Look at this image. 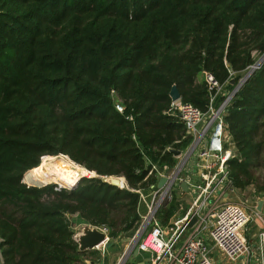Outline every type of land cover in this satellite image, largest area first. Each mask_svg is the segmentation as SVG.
Listing matches in <instances>:
<instances>
[{
    "label": "trees",
    "instance_id": "16d2710c",
    "mask_svg": "<svg viewBox=\"0 0 264 264\" xmlns=\"http://www.w3.org/2000/svg\"><path fill=\"white\" fill-rule=\"evenodd\" d=\"M262 54L264 0H0L4 264H77L87 252L71 214L105 226L111 239L134 236L135 189L158 182L153 164L178 162L168 147L184 152L192 142L169 111L172 86L205 111L204 72L233 90ZM236 92L225 115L236 150L229 167L235 187L245 188L264 162V64ZM50 159L80 175L68 184L52 177L43 169ZM31 171L69 186L85 177L69 189L31 180ZM94 171L126 185L86 176ZM258 189L264 194V182ZM178 203L160 208L163 224Z\"/></svg>",
    "mask_w": 264,
    "mask_h": 264
},
{
    "label": "built area",
    "instance_id": "2783aa9c",
    "mask_svg": "<svg viewBox=\"0 0 264 264\" xmlns=\"http://www.w3.org/2000/svg\"><path fill=\"white\" fill-rule=\"evenodd\" d=\"M262 57L264 54L259 59ZM262 64L264 59L258 68ZM204 73L210 93L208 108L203 111L181 98L172 100L169 109L184 122L192 142L174 166L163 167V173L158 171V164H153L149 169V174L157 172L158 181L163 175L168 177L162 188L157 186V182L148 189H135L140 193L141 223L137 233L130 237L126 252L114 264H214L216 250L227 262L243 261L248 256L246 264H249L251 256L255 254L256 263L264 264V226L256 250L249 242L246 228L255 216L264 222V212L256 208L260 198L255 200L254 209L229 199L236 190L229 167V160L236 156V150L225 115L245 75L233 90H227V83L221 84L213 73ZM116 107L121 112L124 110L119 101ZM196 152L195 162L188 167L190 158ZM182 182L187 183L186 191L180 186ZM173 187L181 191V197L188 190H193L192 202L186 211H180L181 206L178 207L169 221L163 224L158 213L160 208L174 199ZM217 193L218 197L213 199ZM193 216L197 220L188 225ZM92 226L104 232L106 240L91 249L106 252L111 240L110 232L105 226ZM142 227V236L137 240ZM135 247L139 250L138 255L134 254L138 261L129 263ZM0 264H4L1 251Z\"/></svg>",
    "mask_w": 264,
    "mask_h": 264
},
{
    "label": "rangeland",
    "instance_id": "374dc122",
    "mask_svg": "<svg viewBox=\"0 0 264 264\" xmlns=\"http://www.w3.org/2000/svg\"><path fill=\"white\" fill-rule=\"evenodd\" d=\"M57 155L61 156L60 154H57ZM196 157H197V152L194 154V156L190 158L188 167L195 162ZM43 169L47 174L51 175L52 177H55L56 179H63L67 184L70 183V181L76 179L80 175V172H81V169L78 167L69 165L65 163L64 161L53 160V159H51L50 161H47L43 165ZM257 169H258L257 172L259 175V180H255L253 183L247 185L245 188L236 187L235 192L231 194V197L229 199H231L232 201L245 203V206H248V208H252L254 206L255 200L257 198L264 199V194L260 191V189H258V185H261L262 182H264V162ZM32 172L33 171H31V174H30L31 180L38 181V182H47L50 184L55 183L58 185V187L63 186V187L69 188L71 186V185L70 186L62 185L60 183L61 181H58V180L55 181L51 179L50 181H47V180L43 181L37 178L36 176L32 175ZM86 176H92V174H89ZM172 191H173L174 199H176L177 202H179L178 207L180 208L181 206L179 210L186 211V209L190 206L192 202V195L194 193L193 190H188L186 194L182 195V197H181V191H179L177 187H173ZM216 197H218V193L213 197V199ZM249 210L252 213H254L251 209ZM183 213L184 212H181V214ZM263 217H264V213H263ZM262 226H264V222L258 216H255L253 219L249 221L246 227L248 228V234L250 236V243L255 250L258 248L257 246L259 243V234L263 230ZM123 239L124 238L111 239L105 249L106 252L99 251L96 249L86 250L85 252L87 253L82 256V258L80 259V261H78L77 264H94V262L95 264L96 263L97 264L99 263L100 264H114L123 255L122 250L127 245L126 241ZM247 257L248 256L244 257L243 261L239 260L236 262H229V261L227 262L224 258L222 260V256L220 252L216 250V252H214L213 260H214V264H246ZM256 259H257L256 255L253 254L251 256V261L249 264H257ZM87 260L89 261V263L86 262ZM136 260L137 259L135 258L134 253L131 252L129 263L135 262Z\"/></svg>",
    "mask_w": 264,
    "mask_h": 264
},
{
    "label": "water",
    "instance_id": "95a60500",
    "mask_svg": "<svg viewBox=\"0 0 264 264\" xmlns=\"http://www.w3.org/2000/svg\"><path fill=\"white\" fill-rule=\"evenodd\" d=\"M263 59H264V57H262L261 59L257 60L255 62V64H253L249 68V70L245 74L244 81H246L248 79V77H250L254 73L256 68H258V66L262 63ZM231 81L234 82L235 79H232ZM169 94L171 95V98H172L173 101L182 98V94L180 93V91H179V89H178V87L176 85L172 86ZM168 150L173 152L176 157H180V156L183 155V152L180 149H177V148H174V147H168ZM66 156H68V155H66ZM158 171L163 173V168L160 167L158 169ZM94 173H95V175H92V176L100 177L104 182H108V183L114 184V185L119 186L121 188L125 187V184H126L125 177L116 176V175L103 176V175H99L95 171H94ZM83 177H85V176H83ZM83 177H81V178H83ZM80 179L73 186H70L69 189L76 187L78 185ZM167 181H168V177L163 175V176L160 177V179H159V181L157 183V186L159 188H162ZM180 186H181V188L183 190H185V191L187 190V183L186 182L180 183ZM65 188H67V187H65ZM256 208H258V210L260 212H264V199H259L258 200ZM196 220H197V217L193 216L189 220L188 225H192ZM142 233H143V227L140 229V232L136 236L137 240L140 238V236H142ZM74 238L76 239V241L79 244V250L80 251H86V250H90L91 248H93L96 245L100 244L101 242L105 241L106 240V234L104 232H102L101 230H99L96 226H92V225L86 224V225H82L80 227L79 231L77 233H75ZM130 239L131 238H124L123 240H125L126 242H129ZM134 250H135L134 254L138 255L139 254V250H137V247H135ZM139 264H143V263L140 262Z\"/></svg>",
    "mask_w": 264,
    "mask_h": 264
},
{
    "label": "crops",
    "instance_id": "0c3cea01",
    "mask_svg": "<svg viewBox=\"0 0 264 264\" xmlns=\"http://www.w3.org/2000/svg\"><path fill=\"white\" fill-rule=\"evenodd\" d=\"M70 219L73 221V229H74V232H78L79 231V229H80V227L82 226V225H86V224H88V223H86V222H84L82 219H81V217L79 216V214H71L70 215ZM88 225H90V224H88ZM249 242H250V237H249ZM126 244L128 245V242H126ZM127 245L125 246V248L122 250V252H123V254L126 252L125 250L127 249ZM122 257V256H121ZM137 261H138V259H137ZM86 262H88L89 263V261L87 260ZM94 262V261H93ZM94 264H95V262H94ZM97 264V263H96ZM100 264V263H99Z\"/></svg>",
    "mask_w": 264,
    "mask_h": 264
},
{
    "label": "bare ground",
    "instance_id": "6f19581e",
    "mask_svg": "<svg viewBox=\"0 0 264 264\" xmlns=\"http://www.w3.org/2000/svg\"><path fill=\"white\" fill-rule=\"evenodd\" d=\"M50 160H51V159H50ZM50 160H49V161H50ZM53 160H55V159H53ZM45 163H46V162H45ZM45 163H44V164H45ZM92 172H93V171H92ZM94 175H95V174H94ZM82 177H83V176H82ZM79 179H80V178H79ZM76 182H77V181H76ZM76 182H75V183H76ZM75 183L71 184V186H73ZM61 187H63V186H61Z\"/></svg>",
    "mask_w": 264,
    "mask_h": 264
}]
</instances>
